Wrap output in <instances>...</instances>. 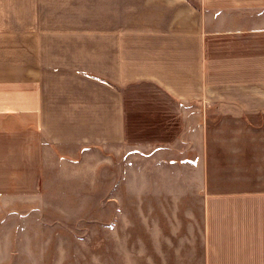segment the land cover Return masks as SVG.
Returning <instances> with one entry per match:
<instances>
[{"label":"crops","instance_id":"0c3cea01","mask_svg":"<svg viewBox=\"0 0 264 264\" xmlns=\"http://www.w3.org/2000/svg\"><path fill=\"white\" fill-rule=\"evenodd\" d=\"M92 148L200 199L201 264H264V0H0V191Z\"/></svg>","mask_w":264,"mask_h":264},{"label":"rangeland","instance_id":"374dc122","mask_svg":"<svg viewBox=\"0 0 264 264\" xmlns=\"http://www.w3.org/2000/svg\"><path fill=\"white\" fill-rule=\"evenodd\" d=\"M60 154L3 184L0 264H201V201L156 189L148 152Z\"/></svg>","mask_w":264,"mask_h":264}]
</instances>
